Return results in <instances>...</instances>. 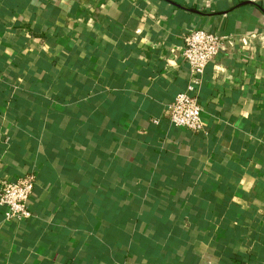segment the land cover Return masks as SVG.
Here are the masks:
<instances>
[{
	"label": "crops",
	"instance_id": "0c3cea01",
	"mask_svg": "<svg viewBox=\"0 0 264 264\" xmlns=\"http://www.w3.org/2000/svg\"><path fill=\"white\" fill-rule=\"evenodd\" d=\"M195 26L264 34V0H0V177L37 175L0 264H264V46L208 65L186 131Z\"/></svg>",
	"mask_w": 264,
	"mask_h": 264
},
{
	"label": "built area",
	"instance_id": "2783aa9c",
	"mask_svg": "<svg viewBox=\"0 0 264 264\" xmlns=\"http://www.w3.org/2000/svg\"><path fill=\"white\" fill-rule=\"evenodd\" d=\"M254 40H259L264 46V34L258 32L221 34L195 26L187 34L182 56L189 66V83L186 90L179 92L166 108V115L174 126L190 132L207 133L198 95L206 68L220 54L237 45L240 51L256 48ZM36 179L34 171L15 179L0 177V206L6 220L21 222L33 216L31 201Z\"/></svg>",
	"mask_w": 264,
	"mask_h": 264
}]
</instances>
